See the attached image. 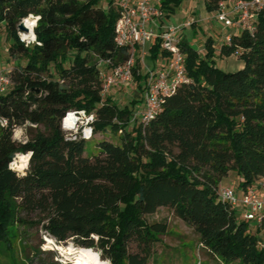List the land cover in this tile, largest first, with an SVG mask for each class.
Returning a JSON list of instances; mask_svg holds the SVG:
<instances>
[{
  "label": "trees",
  "instance_id": "obj_1",
  "mask_svg": "<svg viewBox=\"0 0 264 264\" xmlns=\"http://www.w3.org/2000/svg\"><path fill=\"white\" fill-rule=\"evenodd\" d=\"M181 1L160 0L161 23ZM223 1L203 0L204 8L213 14ZM119 13L115 0H0L7 52L19 59L2 69L9 85L0 93V244L10 249L20 227L35 226L110 264H147L168 229L166 219L148 216L166 207L223 264H264V221L245 220L218 196L230 171L240 190L264 178V0L253 29L229 33L219 46L210 35L201 50L181 41L188 81L163 95L148 122L132 125L144 88L140 62L133 68L140 97L123 106L102 93L98 66L129 56L115 41ZM29 14L38 16L36 41L26 44L17 24ZM148 51L151 61L169 57L157 37ZM231 55L241 68L216 64ZM69 109L92 112L93 132L119 133L118 142L101 139L99 153L85 156V140L67 139L61 127ZM16 126L24 140L13 139ZM23 155L19 174L10 163Z\"/></svg>",
  "mask_w": 264,
  "mask_h": 264
},
{
  "label": "built area",
  "instance_id": "obj_2",
  "mask_svg": "<svg viewBox=\"0 0 264 264\" xmlns=\"http://www.w3.org/2000/svg\"><path fill=\"white\" fill-rule=\"evenodd\" d=\"M159 2L160 0H115L120 12L114 25L115 41L118 45L129 48V56L118 65H111L108 59H100L98 62L100 77L103 80V94L132 81L133 68L137 59L144 68L142 99L131 112V124L148 122L160 110L163 95L188 81L178 32L182 27L190 26L192 21L186 20L181 25L158 24L162 17V11L158 7ZM261 2L262 0L223 1L219 3L212 17L226 29L235 28L236 31L241 28L253 29L252 19L261 6ZM26 18L34 19L35 26L38 16L29 14ZM157 27L160 29L158 32ZM23 32L18 30L20 41L26 44L36 41L33 32L31 40L25 39ZM156 37L160 40V48L167 51L169 57L163 66L151 67L144 60L149 57L148 48ZM224 39L229 40V34L224 36ZM8 85L9 78L0 69V93L4 92ZM93 120L92 112L84 109H69L60 123L66 132L67 139L89 140L93 135ZM0 122L6 123L5 120ZM218 196L221 200L239 208L245 220L257 224L264 221V178L248 186L240 195L236 194L232 188L222 185L218 190Z\"/></svg>",
  "mask_w": 264,
  "mask_h": 264
},
{
  "label": "rangeland",
  "instance_id": "obj_3",
  "mask_svg": "<svg viewBox=\"0 0 264 264\" xmlns=\"http://www.w3.org/2000/svg\"><path fill=\"white\" fill-rule=\"evenodd\" d=\"M191 1L192 0H182L175 8L174 12L170 14L169 18H164L163 23L175 24L183 20L184 13L187 9L192 10L191 16H194V19L197 18L199 14L204 15L203 1L200 0L198 3L194 4H192ZM193 18L188 19L193 20ZM210 21L219 23L213 19L212 16H208L207 22L204 21L198 25L196 21H193L191 23L193 25L192 27L191 25L185 26L179 30L178 34L184 35L183 41H186L192 47L202 49L204 37L208 36L210 32L217 34L216 31L219 29L216 27L218 26L217 23H214L216 25L213 27L210 25ZM223 29L227 31L226 28ZM212 35L210 36L214 39L215 45L219 46L223 39L220 38V35H218L216 39ZM226 35L227 33L225 36ZM7 44L6 30L0 24V69L3 70L14 69L16 63L19 62L17 57L14 58L9 56ZM149 59L150 58L147 57L144 62L149 63ZM215 61L220 68L226 71L237 70L243 65L242 60L234 55L221 58L216 57ZM135 84L134 79H132L131 82L125 85L113 88L109 91V94L112 95L115 103L119 106H123L131 99H139V92ZM129 124L132 125L131 123ZM118 136L119 133H114L110 130L93 132L92 137L84 141V155L87 157L97 155L99 153L97 147V142L99 140L106 139L116 143L118 142ZM12 137L16 141L24 140L26 137L23 127L16 126L13 129ZM19 159V157L17 160L13 159L10 166L19 174H22L24 173L28 159L27 156L22 162H20ZM17 164H19V166ZM239 182V175L234 171H230L229 174L222 179L221 185L232 188L236 194H238L240 192ZM148 218L151 220L166 219L168 229L166 234L160 236V241L154 244V256L149 259L147 264H223L200 246L197 235L192 228L177 218L170 209L161 207L156 213L149 215ZM45 235L46 234L35 226L20 227L17 234L10 240V249L0 244V264H71L75 255H64L63 250H65L64 247L72 244V242L57 243L54 240V243L48 244L44 239ZM96 254L102 264H110L108 260L102 259L99 256V252L96 251Z\"/></svg>",
  "mask_w": 264,
  "mask_h": 264
},
{
  "label": "bare ground",
  "instance_id": "obj_4",
  "mask_svg": "<svg viewBox=\"0 0 264 264\" xmlns=\"http://www.w3.org/2000/svg\"><path fill=\"white\" fill-rule=\"evenodd\" d=\"M23 24L26 27V31L23 32V37L25 39L31 40L32 39V32H33V28H34V19L26 18L23 21ZM25 159H26V155H23L20 157L19 160H20V162H22ZM17 165L19 166V164H17ZM44 239L48 244L54 243V239L48 235H45ZM64 248H65V250L62 249L64 251V255H71V254L75 255L73 262L71 264H102L94 249L84 248V247H76L75 248V246L72 244H70Z\"/></svg>",
  "mask_w": 264,
  "mask_h": 264
},
{
  "label": "crops",
  "instance_id": "obj_5",
  "mask_svg": "<svg viewBox=\"0 0 264 264\" xmlns=\"http://www.w3.org/2000/svg\"><path fill=\"white\" fill-rule=\"evenodd\" d=\"M200 0H192L191 2H192V4H194V3H198ZM203 1V0H202ZM203 9H204V12H205V14L204 15H201V14H199L198 15V17L197 18H193L194 16H191V13H192V10L191 9H187L186 11H185V13H184V19L183 20H181V21H178L177 23H175L174 25H181L183 22H185L186 20H190V19H188V18H193V20H191L192 22L193 21H196L197 22V24L199 25V23H202V22H207V17L208 16H213V14H210V13H207V11L205 10V8H204V6H203ZM161 22H158V24H160ZM214 23H217V22H214ZM213 23V21H210V25L211 26H215L216 24H214ZM165 24V23H164ZM217 25L218 26H216V27H218L219 29L216 31L217 32V34H215V33H212V32H210L209 33V35H212V36H214V38L216 39V38H218V35H220V38L221 39H224V36H225V34L227 33H233V32H237L236 31V29L235 28H232V29H227V31L226 30H224L223 29V27H221V24H219V23H217ZM220 25V26H219ZM193 25L191 24V27H192ZM183 28V27H182ZM194 29V28H193ZM214 29H216V28H214ZM160 29L157 27V32L159 31ZM219 33V34H218ZM180 36V38H181V41H183L184 40V35H182V34H180L179 35ZM205 38V37H204ZM200 46V45H199ZM201 50V49H200ZM150 58V57H149ZM150 60V59H149ZM151 67H156V66H163L164 64H165V60L164 59H156V60H150V62L148 63ZM142 68V67H141ZM141 71L142 72H144V68H142L141 69ZM140 104V101L137 103V105H139ZM136 105V106H137ZM134 108H135V105H134ZM242 191L243 190H240V192L238 193V195H240L241 193H242Z\"/></svg>",
  "mask_w": 264,
  "mask_h": 264
},
{
  "label": "water",
  "instance_id": "obj_6",
  "mask_svg": "<svg viewBox=\"0 0 264 264\" xmlns=\"http://www.w3.org/2000/svg\"><path fill=\"white\" fill-rule=\"evenodd\" d=\"M17 29H18L19 31H26V27L24 26L23 21H20V22L17 24ZM33 34H34V32H33Z\"/></svg>",
  "mask_w": 264,
  "mask_h": 264
}]
</instances>
